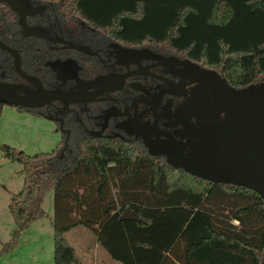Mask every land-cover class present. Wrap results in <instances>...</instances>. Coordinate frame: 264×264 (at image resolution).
Instances as JSON below:
<instances>
[{"label":"trees","instance_id":"trees-1","mask_svg":"<svg viewBox=\"0 0 264 264\" xmlns=\"http://www.w3.org/2000/svg\"><path fill=\"white\" fill-rule=\"evenodd\" d=\"M31 1L60 27L121 44L157 46L212 69L230 86L264 81V0ZM17 30L15 12L1 8L0 39L18 48L24 72L35 73L37 60L50 57L51 50ZM17 79L9 61L2 80ZM0 155L19 163L22 176L7 204L14 229L0 244V256L43 216V193L51 189L52 264H79L63 238L76 226L90 230L120 264L264 261V201L248 188L210 183L118 139L76 131L66 140L61 134L49 152L29 155L0 144Z\"/></svg>","mask_w":264,"mask_h":264},{"label":"flooded vegetation","instance_id":"flooded-vegetation-1","mask_svg":"<svg viewBox=\"0 0 264 264\" xmlns=\"http://www.w3.org/2000/svg\"><path fill=\"white\" fill-rule=\"evenodd\" d=\"M30 3L37 6L35 2ZM3 7L11 9L0 0V9ZM15 17L21 36L43 40L46 48L51 50L50 57L41 62L37 60L35 73H25L38 78L44 89L82 90L85 93L82 101L64 104L52 100L40 107L30 108L38 116L54 121L60 137L64 134L66 140L72 131H76L85 137L118 139L166 165L164 152L173 162L185 159L195 169L199 139L193 134L199 130L208 132L222 112L214 115L212 90L189 75L190 69L180 61L209 68L151 44H121L105 40L95 33L60 27L41 9L26 14L24 23L30 28H42L46 36L63 42L26 34L18 24L16 12ZM9 47L17 51L22 70V56L18 48ZM121 47L140 51L120 54L118 50L123 51ZM9 61L12 72L18 78L11 83L32 89L33 85L15 72L13 57L2 49L0 81L4 82L2 79L8 71ZM42 67H46L47 71ZM148 148L156 153H148ZM168 166L191 175L179 166Z\"/></svg>","mask_w":264,"mask_h":264},{"label":"water","instance_id":"water-1","mask_svg":"<svg viewBox=\"0 0 264 264\" xmlns=\"http://www.w3.org/2000/svg\"><path fill=\"white\" fill-rule=\"evenodd\" d=\"M5 1L19 16L18 24L23 32L63 42L46 36L41 28L26 26L24 16L32 13L27 0ZM0 49L13 57L15 72L33 85L32 89H28L21 84L0 81L1 103L36 108L52 100L67 104L84 99L85 93L82 90L44 89L38 78L20 69V58L14 48L0 41ZM150 57L155 56L150 55ZM180 62L188 66L189 75L195 76L212 90L214 115L221 111L222 116L208 132L199 130L193 134L199 139L197 145L199 156L195 169L191 168L185 159L173 162L164 152L166 163L179 166L187 173L201 179L248 188L264 201V81L232 87L219 78L213 70L198 67L187 61ZM145 145L149 147L150 144L146 142ZM147 152L156 153L149 148ZM260 264H264V261Z\"/></svg>","mask_w":264,"mask_h":264},{"label":"rangeland","instance_id":"rangeland-1","mask_svg":"<svg viewBox=\"0 0 264 264\" xmlns=\"http://www.w3.org/2000/svg\"><path fill=\"white\" fill-rule=\"evenodd\" d=\"M30 1L27 0L30 12L43 9L41 4L35 6ZM122 49L123 51L118 50L120 54L131 52L128 48ZM59 139L60 131L54 121L46 120L28 111L17 110L11 105L2 104L0 108V144H7L32 155L51 151ZM20 168L19 163L10 162L0 155V244L10 239L14 229L7 204L10 195L17 192L22 185V176L17 173ZM110 189L115 193L116 189L113 186ZM78 191L81 189L79 188ZM40 207L43 216L33 220L19 234L13 250L0 256V264H52L51 189H47L43 193ZM63 238L72 247L74 257L79 264H120L112 260L96 244L93 233L87 228L73 227L63 233Z\"/></svg>","mask_w":264,"mask_h":264},{"label":"crops","instance_id":"crops-1","mask_svg":"<svg viewBox=\"0 0 264 264\" xmlns=\"http://www.w3.org/2000/svg\"><path fill=\"white\" fill-rule=\"evenodd\" d=\"M97 244V243H96ZM98 245V244H97ZM99 246V245H98ZM100 247V246H99ZM101 248V247H100ZM102 249V248H101Z\"/></svg>","mask_w":264,"mask_h":264}]
</instances>
